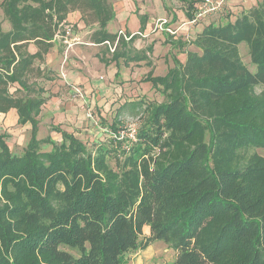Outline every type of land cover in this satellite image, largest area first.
<instances>
[{"label": "trees", "instance_id": "trees-1", "mask_svg": "<svg viewBox=\"0 0 264 264\" xmlns=\"http://www.w3.org/2000/svg\"><path fill=\"white\" fill-rule=\"evenodd\" d=\"M74 11L97 25L92 43L114 47L110 62L147 59L150 47L131 48L135 35L107 32L111 0H1L0 114L14 110L30 136L16 155L0 134V264H124L156 241L176 252L170 264H264V157L247 154L264 150V0L206 25L192 41L199 53L174 58L165 76L142 78L164 100L124 103L110 128L117 145L94 151L54 126L59 143L37 138L45 86L57 79L44 58ZM128 109L145 120L113 170Z\"/></svg>", "mask_w": 264, "mask_h": 264}, {"label": "rangeland", "instance_id": "rangeland-1", "mask_svg": "<svg viewBox=\"0 0 264 264\" xmlns=\"http://www.w3.org/2000/svg\"><path fill=\"white\" fill-rule=\"evenodd\" d=\"M183 1L184 0H167L169 4L175 6H180ZM262 1L263 0H261V2ZM227 8L226 5L223 12L216 13L218 16L214 17L215 19L213 21H220V25L224 24L225 17L232 15L230 13L228 14L229 10H227ZM160 10L162 9L158 8V11ZM152 12L154 13L153 7L152 10H149V13ZM89 18L90 17H87V20ZM6 24L9 26L7 22ZM85 24L88 32L97 29L95 23L89 21ZM7 25L4 27L5 31L8 30ZM108 31L114 33L115 29L110 28ZM91 34L92 33L88 35L86 40L90 39ZM135 37L142 38V35L136 34ZM85 45L86 47H90L87 44L83 46ZM130 46L132 47V45ZM91 48L97 47L92 46ZM101 48L104 51L102 52V50H100L98 56L103 54V56H108L109 58L110 53H106L104 47ZM239 55L243 64L251 73H254L255 66L250 63L246 44L243 43L239 45ZM146 56V60L130 62L142 67H132L133 74H129L127 70H120L123 69V67L118 68L114 62L109 61L110 64L108 65L99 61L97 58L93 57V55L86 54V56L80 60L81 65H76L75 67L78 70H91L93 72L92 78H90L91 83L88 79H83L82 82L79 83L80 85L82 83V87L67 85L65 88L60 89L59 92L62 94L51 97L48 100L46 106L43 107L42 114L40 113L38 117L39 125L37 138L44 139L50 137L53 141L59 143L61 140L60 134L51 130V127L54 126L73 134L74 137L81 141L91 151L103 145L106 146L107 149H111L112 146L115 147L117 144L115 142L111 143L114 141V136L110 128L117 109L123 105L122 103L124 100L127 102V100L135 101L136 99H143L146 102L154 101L158 103L164 100L159 92L156 91L152 93V90H150L152 85L150 83L145 81L141 82V79L148 75H152L153 77L165 76L168 68H171L169 66L171 64L174 66L173 58L170 53L167 54L163 45L155 47L150 46L149 51L146 52ZM119 65L122 66V60H119ZM66 73H69V71ZM95 73H97V75ZM126 81L128 85L123 87ZM115 89H117L118 92L114 91ZM120 89L121 92L119 91ZM260 91L261 88L256 87V93ZM118 93L123 96L120 100H117L115 97ZM136 113V110L132 113L131 110L128 109L119 117V122L116 126V135L119 136V145L121 146L120 148H113V150L118 151L116 152L117 156L116 154H111L107 157L109 166L113 170L117 169L123 159L122 151H127L128 147L131 145L130 143L134 142L131 135L132 129L136 130L144 123V115L136 116ZM6 125V127L2 126V128H0V134L6 136L5 141L10 151L13 154L20 155L29 140L30 126L20 127L15 123ZM115 141L118 142L117 140ZM50 148L49 145H41V150L43 152L49 151ZM251 153L264 157V150L262 149H250L247 152L248 155ZM148 237L149 229L145 227L142 231V235L139 237V241H144ZM175 257V251L170 249L163 242L156 241L150 242L145 249L129 251L123 255L122 261L124 264H170L174 261Z\"/></svg>", "mask_w": 264, "mask_h": 264}, {"label": "crops", "instance_id": "crops-1", "mask_svg": "<svg viewBox=\"0 0 264 264\" xmlns=\"http://www.w3.org/2000/svg\"><path fill=\"white\" fill-rule=\"evenodd\" d=\"M176 2L180 4L178 1ZM260 2L261 0H226L221 12L225 10V6L227 5V10H229L228 14L230 13L232 15L229 17L225 15V23L233 21L234 18L240 15L243 11L250 9ZM111 3L115 17L107 24V32L113 33L108 30H110V28H114L115 32L113 34L118 33L119 31H124L123 33L127 35L140 33L142 38L135 37V39L131 41L132 49L136 51H142L150 46L155 47L158 45H163L167 54L170 53L172 58L177 59L180 63H184L186 60L187 52L199 53V50L192 44V41L206 25L221 24L220 21H213L215 19L214 17L218 16L217 14L206 15L199 20H196L194 23L191 22L199 9V3L197 0H184L181 2V7L171 5L167 2V0H111ZM152 7L154 8V13H149V10H152ZM158 8L162 10L158 11ZM187 15H191V18H189ZM141 18L144 20V23H142ZM2 19L3 17L0 12V21ZM158 19H166L167 27L175 30L176 34L170 36L165 32L156 30L155 22ZM5 25H7L6 22H2L3 29ZM67 26L72 28V34L70 36L71 41H75L70 47H67L64 44V27ZM93 30L88 32L83 21L81 20L79 12L74 11L66 16L65 23L60 26L57 35L54 38L53 47L45 55L43 62V65L53 71L57 77L54 82L48 83L45 86V96L48 97V100L51 97L62 94L59 92L60 89L65 88L67 85L82 87V83L81 85L79 83L82 82L83 79H88V81L91 83L90 78H92L93 72L91 70L87 71L85 69L78 70L75 67L76 65H81L80 60H82L86 54H91L99 61L104 60L106 64H110L109 59L111 58V55L109 58L108 56H103V54L98 56V52L100 50H102V52L104 51L101 47H104L106 50L105 52L109 54L110 51L108 46L94 44L90 41V39L86 40L88 35L92 33ZM84 44H87L90 47H86V45L83 46ZM92 46L97 48H91ZM30 51L34 52V48L30 47ZM115 65L118 66V68L123 67V69L120 70H127L129 74H133L132 67H142L130 62L128 64H124L123 61L122 66L119 65V61ZM172 66L173 65L171 64L169 67ZM66 70L69 71V73H66ZM95 74L97 75V73ZM127 85L128 83L126 81L123 87H126ZM150 90H152V93L156 92V90L152 87ZM114 91L118 92L117 89ZM119 91L121 92V89ZM115 97L117 100L123 98L120 93L115 95ZM131 101L132 100H127L126 102V100H124L122 104H124V102L128 103ZM46 104L44 106H46ZM43 107L40 112L41 114ZM9 123H15L16 125H19L17 123V115L14 110H10L6 114H0V128H2V126L6 127V124ZM27 125L29 124L19 126L26 127Z\"/></svg>", "mask_w": 264, "mask_h": 264}, {"label": "built area", "instance_id": "built-area-1", "mask_svg": "<svg viewBox=\"0 0 264 264\" xmlns=\"http://www.w3.org/2000/svg\"><path fill=\"white\" fill-rule=\"evenodd\" d=\"M225 1L226 0H197V2L199 3V7H198L199 9H198V12L196 13L194 19L191 22L194 23L196 20H199L200 18H202L206 15L220 13L222 8H223ZM155 29L163 31V32H165L169 35H172V36L176 34L175 30L167 27V20L166 19H158L155 23ZM71 34H72V28L70 26L64 27V44L67 47H70L75 42V41H71V39H70ZM136 34L141 35L140 33H136ZM136 34H133V35H136ZM118 35L122 36L126 41L130 40V38L133 36V35L127 36L122 31H119ZM109 50H110V52H113L114 47L109 46ZM131 132H132L131 135H132L133 141H134L136 130L132 129Z\"/></svg>", "mask_w": 264, "mask_h": 264}]
</instances>
